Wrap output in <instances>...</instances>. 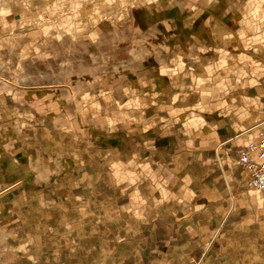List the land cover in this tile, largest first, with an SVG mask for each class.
Instances as JSON below:
<instances>
[{"label": "crops", "instance_id": "obj_1", "mask_svg": "<svg viewBox=\"0 0 264 264\" xmlns=\"http://www.w3.org/2000/svg\"><path fill=\"white\" fill-rule=\"evenodd\" d=\"M94 30L36 65L64 95L23 123L51 129L29 153L51 235L0 231V264H264V196L239 163L264 132V0L133 7Z\"/></svg>", "mask_w": 264, "mask_h": 264}, {"label": "rangeland", "instance_id": "obj_2", "mask_svg": "<svg viewBox=\"0 0 264 264\" xmlns=\"http://www.w3.org/2000/svg\"><path fill=\"white\" fill-rule=\"evenodd\" d=\"M173 1L0 0V231L23 234L29 244L51 235L44 225L52 210L47 201L51 191L34 189L45 186L47 176L29 170L34 162L29 157L34 149L31 141L37 137L44 140L51 129L23 125L31 122L29 114L44 116L52 98L61 101L64 96L62 90L48 87L44 77H35L37 68L45 76L47 67L52 66L50 45L77 38L78 25L86 27L83 38H87L85 34L94 38L99 24L124 23L133 7ZM252 194L263 200L257 192L252 190Z\"/></svg>", "mask_w": 264, "mask_h": 264}, {"label": "built area", "instance_id": "obj_3", "mask_svg": "<svg viewBox=\"0 0 264 264\" xmlns=\"http://www.w3.org/2000/svg\"><path fill=\"white\" fill-rule=\"evenodd\" d=\"M239 163L251 173L248 188L264 196V132L239 152Z\"/></svg>", "mask_w": 264, "mask_h": 264}]
</instances>
